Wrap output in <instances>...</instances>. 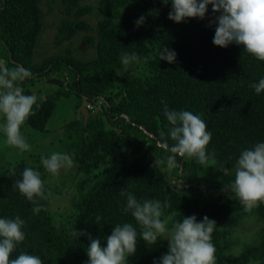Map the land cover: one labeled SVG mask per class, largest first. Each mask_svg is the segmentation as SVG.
I'll return each instance as SVG.
<instances>
[{"label": "trees", "instance_id": "1", "mask_svg": "<svg viewBox=\"0 0 264 264\" xmlns=\"http://www.w3.org/2000/svg\"><path fill=\"white\" fill-rule=\"evenodd\" d=\"M39 1L0 0V54L7 62L4 67L20 65L32 73L21 84L24 94L37 96L35 114L25 122L30 128L43 131L58 99L73 98L77 113L65 123L59 152L71 154L74 166L68 175L51 180L40 163L41 156L47 155L10 161L0 153V218L18 215L25 221V240L11 258L26 252L39 256L43 264H88L89 237H74L73 229L98 238L106 247L116 224L132 223L138 241L142 240L139 225L123 210L126 195L120 191L124 189L138 201L168 200L171 208L164 210L162 219L175 210L182 214L175 220L192 215L198 222L204 216L214 220L217 264H264V204L245 212L230 189L223 191L234 182L240 154L264 142V92L257 95L250 87L264 78V61L242 45L213 44L217 25L209 26V20L219 13L213 14L211 5L204 19L176 23L168 19L171 0L168 4L98 0V18L91 25L84 19L94 8L90 3L63 0L65 12L77 19L61 21L60 41L82 34L83 41L94 44L95 55L84 59L66 48L36 62L35 48L43 30ZM149 10H159L158 15H150ZM141 15L146 20L137 28L135 21ZM164 46L176 52L175 63L160 61ZM123 53H136L138 60L126 66L121 62ZM41 77L55 86L44 97L42 88H31ZM84 101L93 105L86 125L79 110ZM165 106L190 111L205 121L212 134L207 151L214 153L215 163L201 165L194 158L178 156L174 169L154 165L156 159L170 154L157 147L161 132L167 133L169 127ZM164 139L169 146L174 143L166 135ZM28 167L41 172L46 195L50 192L46 200H40L38 214L13 186ZM57 195L62 198L61 207L53 208ZM248 214L262 220L257 240L236 256L226 255L229 234L224 222L230 215ZM96 216L102 218L99 224H95ZM167 251L168 241L160 239L148 253L141 255L140 249L137 259L128 257V264H153Z\"/></svg>", "mask_w": 264, "mask_h": 264}, {"label": "clouds", "instance_id": "2", "mask_svg": "<svg viewBox=\"0 0 264 264\" xmlns=\"http://www.w3.org/2000/svg\"><path fill=\"white\" fill-rule=\"evenodd\" d=\"M168 4L169 0H161ZM171 11L168 19L181 23L187 18L204 19L208 12V5L212 6L213 18L209 26L216 24L213 44L227 48L235 43L242 45L244 51L256 59L264 61V0H171ZM159 10H149L150 15H158ZM146 17L141 15L136 21V27L145 23ZM176 52L163 47L159 52L160 61L176 62ZM136 53H123L121 62L129 65L137 61ZM32 78L29 69L20 65L11 68H0V132L3 133L4 143L8 147L20 152L30 151L31 146L21 132V127L31 115L33 106L37 105V96L24 94L20 86L25 80ZM51 87H55L54 85ZM251 88L259 95L264 92V78L252 83ZM91 105V108L88 107ZM87 110H93L91 103H85ZM80 107V108H81ZM164 115L168 122L167 133L161 132V141L157 147L170 153L166 159H156L154 165H165L171 170L178 167L177 157L196 159L201 165L210 161L215 163L214 153H208L207 146L212 134L207 131L205 121L196 114L185 110H169L164 108ZM165 135L172 142L171 146L164 139ZM40 163L52 176L58 177L61 169L74 166L73 156L68 153L52 152L50 156H41ZM234 182L225 185L223 191L231 190L239 200L245 212H251L260 204H264V142L256 143L251 149H245L237 160ZM14 175V173H13ZM22 179L14 181V188L32 203V212L38 214L42 210L40 200H46L45 182L41 179V172L31 167L25 168ZM126 195L124 212L131 216L139 225V237L148 245H153L158 238H166L168 251L159 261L153 264H215V246L212 243V233L216 222L204 216L197 221L195 215L183 216L182 220H175L179 211H172L164 219V210L171 208L168 200L138 201L134 194L120 191ZM101 216H96L99 224ZM171 223V228L168 227ZM25 221L20 216L14 219L0 218V264H43L39 256L21 253L11 258L18 244L25 240L22 227ZM71 235L81 237L88 235L90 244L87 248L88 264H128V257L134 255L137 246V229L132 223L116 224L111 235L107 237V246L102 247L98 238H92L84 231L72 230Z\"/></svg>", "mask_w": 264, "mask_h": 264}, {"label": "rangeland", "instance_id": "3", "mask_svg": "<svg viewBox=\"0 0 264 264\" xmlns=\"http://www.w3.org/2000/svg\"><path fill=\"white\" fill-rule=\"evenodd\" d=\"M86 2L90 3L94 8L91 13L84 16V19L89 21L91 25H95L98 18L96 9L98 0H86ZM39 5L43 13V30L40 33L39 42L35 48L34 60L36 62H41L44 58L52 54L63 52L66 48H70L73 54L84 59L92 58L95 55L94 44L83 41L82 34L76 35L70 41L62 39L60 41L62 34L58 32V27L61 21L65 18L77 19L76 16L74 17V15H69L65 12V3L63 0H40ZM58 40L60 43H57ZM6 64V60L2 58L0 54V66L4 67ZM36 81L38 85L36 84L31 88L34 91L39 87L42 88L43 97L53 88L51 87L52 85L46 81L45 77H41ZM72 99V97H61L58 99L57 105L43 131L34 130L26 124L21 127L22 134L31 146L30 151L20 152L16 148L6 146L4 143L5 137L3 133L0 132V153H2V155L8 160L14 161L19 158L28 159L29 157L42 154H45L48 157L52 152H59V149L61 148L60 139L63 134L65 123L74 118L77 113L73 107L74 101ZM85 101L83 105L86 103ZM95 107L98 109L99 105H95ZM79 110H81V108ZM3 122V118L0 117V124ZM69 170L70 169L67 168L61 169L58 177L51 175L50 179L57 180L63 178L64 175H68ZM61 203L62 198L60 195H57L53 203V208H57L58 206L61 207ZM262 224V220L255 214H248L241 217L228 216L223 224L224 229H226L229 234L226 255L236 256L245 248V246L254 243L258 238ZM160 239L166 238H158V240ZM156 243L148 245L142 239L137 242L136 251L141 249L143 251L141 255H144L152 250ZM136 253L137 252H135V254ZM135 254L129 256V258L133 260L137 259L140 254L137 256H135ZM215 264H217L216 260ZM247 264L256 263L250 261Z\"/></svg>", "mask_w": 264, "mask_h": 264}, {"label": "water", "instance_id": "4", "mask_svg": "<svg viewBox=\"0 0 264 264\" xmlns=\"http://www.w3.org/2000/svg\"><path fill=\"white\" fill-rule=\"evenodd\" d=\"M80 113L82 114V119L84 121V125H86L88 122V119L90 117V112H89V110L86 109L85 106H83V107H81Z\"/></svg>", "mask_w": 264, "mask_h": 264}, {"label": "built area", "instance_id": "5", "mask_svg": "<svg viewBox=\"0 0 264 264\" xmlns=\"http://www.w3.org/2000/svg\"><path fill=\"white\" fill-rule=\"evenodd\" d=\"M89 108H91V105H88Z\"/></svg>", "mask_w": 264, "mask_h": 264}]
</instances>
